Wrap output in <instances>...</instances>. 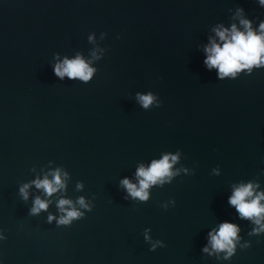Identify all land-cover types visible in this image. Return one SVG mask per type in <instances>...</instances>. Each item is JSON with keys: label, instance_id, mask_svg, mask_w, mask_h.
<instances>
[{"label": "water", "instance_id": "95a60500", "mask_svg": "<svg viewBox=\"0 0 264 264\" xmlns=\"http://www.w3.org/2000/svg\"><path fill=\"white\" fill-rule=\"evenodd\" d=\"M240 9L258 30L259 0H0V264H264V232L228 203L240 184L264 192V67L204 64ZM77 56L88 82L55 75ZM164 155L174 175L131 197L121 181ZM57 170L47 196L33 182ZM61 199L83 215L59 224ZM223 222L240 229L227 259L203 251Z\"/></svg>", "mask_w": 264, "mask_h": 264}, {"label": "clouds", "instance_id": "9594fccd", "mask_svg": "<svg viewBox=\"0 0 264 264\" xmlns=\"http://www.w3.org/2000/svg\"><path fill=\"white\" fill-rule=\"evenodd\" d=\"M259 3L264 6V0H259ZM239 16V27L236 24H232L230 28L220 25L214 29L215 37L211 38L210 43L204 48L206 56L204 64L209 71L216 69L219 79L235 78L245 70L250 72L253 68L264 67V22L260 23L258 30H254L252 22L243 18V9L239 10ZM53 71L60 79L79 78L84 82H88L94 73V69L80 56L71 60L65 58L54 66ZM137 98L144 108H148L154 101L151 94H138ZM177 160V155H164L160 160L152 161L148 167L142 165L138 168L136 173L138 185L127 178L122 180L121 184L131 197L147 201L148 189L151 186L162 184L174 175L172 167ZM50 175L51 179L46 175L43 179L38 178L33 182L35 187L43 190L47 196L65 187L60 170ZM29 187L25 185L20 189L25 199H28ZM258 188L259 185L253 183L240 184L234 187L228 199L229 205L235 207L240 218L251 220L258 225V228L254 229L256 234L264 232V192L258 191ZM78 203L81 207H87L83 198ZM48 207L46 200L37 197L31 212L38 214L41 210H47ZM58 207L64 213L58 220V223L62 225L70 224L83 215L70 200L61 199ZM53 219L55 217L49 216L50 222ZM239 231L238 225L230 222L221 223L218 229L208 233L210 247L206 246L203 251L209 254L225 252L227 254L225 259L230 258L235 253Z\"/></svg>", "mask_w": 264, "mask_h": 264}]
</instances>
